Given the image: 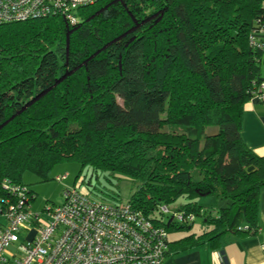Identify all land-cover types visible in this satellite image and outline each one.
Instances as JSON below:
<instances>
[{
  "label": "trees",
  "instance_id": "16d2710c",
  "mask_svg": "<svg viewBox=\"0 0 264 264\" xmlns=\"http://www.w3.org/2000/svg\"><path fill=\"white\" fill-rule=\"evenodd\" d=\"M76 17L0 23V182L33 204L32 184L74 165L130 181L129 205L168 234L201 220L184 249L255 235L264 158L241 133L264 0H96ZM179 198L181 222L159 212Z\"/></svg>",
  "mask_w": 264,
  "mask_h": 264
},
{
  "label": "built area",
  "instance_id": "2783aa9c",
  "mask_svg": "<svg viewBox=\"0 0 264 264\" xmlns=\"http://www.w3.org/2000/svg\"><path fill=\"white\" fill-rule=\"evenodd\" d=\"M96 0H0V23L61 15L71 24L76 11ZM264 34V29L260 30ZM264 101V82L254 96ZM67 174L56 181L66 180ZM62 193V203L37 213L24 186L0 182V264H162L168 233L128 202L90 197L82 178ZM169 215L167 206L158 208ZM181 222L182 214L172 212ZM188 220H193L192 216ZM15 246V252L10 247ZM264 249V244H262ZM220 260L224 262L220 256Z\"/></svg>",
  "mask_w": 264,
  "mask_h": 264
},
{
  "label": "crops",
  "instance_id": "0c3cea01",
  "mask_svg": "<svg viewBox=\"0 0 264 264\" xmlns=\"http://www.w3.org/2000/svg\"><path fill=\"white\" fill-rule=\"evenodd\" d=\"M260 36L264 38V34ZM260 75L264 78V64L260 67ZM241 135L246 147L264 158V101L252 98L244 104ZM220 203L222 202L216 200L214 203L216 206L213 208H217ZM257 224L258 231L255 235L228 242L221 250L212 249L207 242L184 249L174 243L191 233L178 239H171L170 234L172 233H169L168 254L162 264H264V249H262V244H264V189L259 195ZM203 228L202 226V230ZM220 256L224 262L220 260Z\"/></svg>",
  "mask_w": 264,
  "mask_h": 264
},
{
  "label": "rangeland",
  "instance_id": "374dc122",
  "mask_svg": "<svg viewBox=\"0 0 264 264\" xmlns=\"http://www.w3.org/2000/svg\"><path fill=\"white\" fill-rule=\"evenodd\" d=\"M180 131L181 130L179 129V132ZM212 131L213 130H209L208 133ZM65 174H67L66 180L62 182L55 180L57 176H62ZM91 175V171L87 168L83 169L79 173L78 168L74 165H60L56 167L50 173L49 181L45 183L32 184L30 186L32 192L36 196V199L32 204L33 210L37 212L41 211L44 207L52 208L55 205L61 204L63 190L66 188H73L76 183H79L78 180L82 177L86 180V183L81 186L88 191L90 197L103 202H114L120 200L122 202H127L135 189L134 184L124 178L117 179L115 177H111L108 179L105 178L104 174ZM201 200L199 203L203 206H216V204H214L216 201L215 197H205ZM184 204L185 200L179 198L172 204L168 205V209L172 213L176 209L182 207ZM225 205L226 204H224L222 207H225ZM202 226L201 220L196 219L190 232L177 231L170 234V238L178 239L188 233H199L202 231ZM10 251L15 252V246H11Z\"/></svg>",
  "mask_w": 264,
  "mask_h": 264
}]
</instances>
